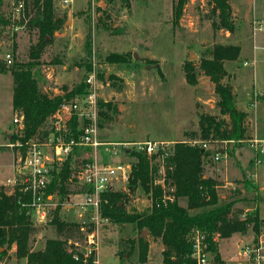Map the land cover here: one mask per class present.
Here are the masks:
<instances>
[{
  "label": "rangeland",
  "instance_id": "374dc122",
  "mask_svg": "<svg viewBox=\"0 0 264 264\" xmlns=\"http://www.w3.org/2000/svg\"><path fill=\"white\" fill-rule=\"evenodd\" d=\"M53 1L56 13L64 18L63 28L51 40L47 38L48 43L41 54L40 63L32 74L38 80L42 92L49 96L60 94L62 86L71 88L79 84L86 72L93 71L102 76L103 79L97 77L100 85L98 99L110 102L117 108V114L111 122H104L98 131L99 139L109 144L104 152L123 142L132 144L157 141L175 144L185 141L190 144L199 141V114L218 115V109L214 86L199 71L198 63L204 52L214 45L239 46L238 59L225 63L227 76L223 82L232 87L236 107L247 113L249 137L238 144H214L215 148L224 153L218 162L211 156L208 158L205 176L218 183V205L223 201L221 196L226 195L233 200L235 208L250 212L257 209L258 212L257 234L249 228L243 235L246 239L242 241L237 235L218 240L221 257L225 260L223 264H237V261L242 263L240 254L245 245L260 246L264 255V154L255 156L248 145L250 139H264V102L259 100L264 90V31H255L253 25V21L264 19V0H228L234 24L232 33L213 27L211 6L207 0H189L177 24L173 23L175 0H94L93 9L90 0H71L68 7H63L60 0ZM0 10L6 14L3 2ZM68 12L70 17L67 20ZM87 36L90 40V54L85 50ZM37 39L36 31L29 32L27 29L16 33L14 39H1L0 58L4 59L5 53H10L12 61H28L29 46ZM113 53L127 54V62H106L105 57ZM186 62H193L195 66L197 83L193 86L185 80L183 66ZM12 91L11 74H0V144L5 143L6 134L15 129L12 122ZM248 150L252 156L250 167H244L256 176L257 189L250 185L240 187L242 181L255 184L251 176L239 174L241 162L242 165L246 163ZM9 151L0 148V165L13 162L12 151ZM242 154L246 155L240 157ZM86 156L89 153L84 156L81 154L78 158L81 160ZM107 157H111L114 162H133V157H125L121 153L115 156L109 154ZM258 159L259 163H256ZM7 167L0 176L11 170ZM77 169L78 166L75 171ZM75 179L72 189L80 187ZM159 181L156 184L164 185ZM225 183H228L227 188L224 187ZM116 191L127 195V211L141 212L151 206V200L144 192H128L127 182H118L108 192ZM72 199L78 200L81 196H72ZM178 203L185 206L186 200L179 199ZM208 209L190 210V214ZM60 217L66 221L78 220L75 211L69 213L61 210ZM33 225L36 229L31 242L33 250L42 249L47 239L56 238L54 227L49 222H33ZM94 236L99 247L96 254L98 264H162L163 245L159 238L151 236L146 230L138 235L131 224L109 221L94 230ZM139 238L147 242L143 260L139 258ZM130 241L133 247L127 253ZM7 253L5 264H26L24 259L15 258L12 248ZM208 264H213L209 255Z\"/></svg>",
  "mask_w": 264,
  "mask_h": 264
},
{
  "label": "trees",
  "instance_id": "16d2710c",
  "mask_svg": "<svg viewBox=\"0 0 264 264\" xmlns=\"http://www.w3.org/2000/svg\"><path fill=\"white\" fill-rule=\"evenodd\" d=\"M188 1H174V24L178 23ZM53 2V0L31 2L29 21L25 29L29 32L36 31L38 39L29 46L28 61L13 60L7 64L0 58V74L10 73L13 80L12 110L23 115L22 136L20 138L18 135L10 134L11 141L25 140L36 133H41L40 130L47 119L62 103L87 92V86L80 82L71 88L62 86L60 94L49 96L42 92L38 80L32 74L33 69L40 63L41 54L48 43L47 38L51 40L54 34L63 28L64 18L56 13ZM207 3L211 6L213 27L232 33L234 24L228 0H207ZM1 4L0 0V6ZM6 24L5 15L0 10V40L3 38ZM85 50L90 54L89 36L85 40ZM239 54L238 45L217 44L206 50L198 63L199 71L207 76L214 86L218 109V115L199 114V141L212 144L227 142L238 144L249 137L246 125L247 113L236 107L232 87L223 82L227 76L225 63L237 60ZM127 59V54L113 53L105 57V61L109 63H125ZM183 69L186 82L191 86L195 85L197 79L193 62H186ZM97 77L103 79L99 73ZM259 100L264 102V94ZM115 114H117L115 105L98 99L100 128L104 122H111ZM76 125L77 120L74 116L71 126L74 128ZM210 154L200 146L190 145L185 141L175 142L172 153L160 159L156 155L149 157L131 150L129 156L133 157V162L127 181L128 192L133 193L136 190L144 192L149 196L151 206L141 212L127 211L125 193L106 192L102 195L101 215L115 224H131L138 235L142 230H146L151 236L159 238L163 245L162 264H195L190 242L192 230H198L204 235L205 251L212 258L213 264H223L218 250V240L229 238L233 234L244 235L249 228L257 234L259 218L257 209L251 212L239 210L233 206V200L229 198L218 205V183L213 178L205 176L208 158L213 157V154ZM78 156L79 153L74 151L58 170L51 172L47 191L57 195L59 204L52 211L49 224L54 227L56 238L47 239L42 249L32 248V236L36 229L27 215V209L18 204L19 193L16 191L14 194H9L0 188V264L5 263L4 260L7 259V252L11 247L15 248V258L24 259L26 264H93V256L85 259L80 251H74L67 245L68 240L83 245L85 234L80 226L75 222L64 221L60 217L61 204L66 198L83 191L80 187L71 188L72 182L76 181L73 166ZM160 167L164 170L162 175L158 174ZM160 179L164 185L156 184ZM242 183L243 187L250 185L257 189V185L251 181H242ZM171 188L173 191H170ZM170 197L172 200L169 199ZM179 199H185L186 205L181 206L178 203ZM205 207L209 209L198 214H190V210ZM87 231H91V228ZM129 243L131 245L127 253L133 247L132 241ZM137 243L139 258L143 260L147 252V242L139 238ZM74 254L78 255V259H74Z\"/></svg>",
  "mask_w": 264,
  "mask_h": 264
},
{
  "label": "built area",
  "instance_id": "2783aa9c",
  "mask_svg": "<svg viewBox=\"0 0 264 264\" xmlns=\"http://www.w3.org/2000/svg\"><path fill=\"white\" fill-rule=\"evenodd\" d=\"M33 0H1L6 6L5 18L7 24L3 31V38L8 40L20 30L26 28L29 21V8ZM63 7H68L71 0H60ZM91 8L95 1L90 0ZM255 31H264V19L260 22L253 21ZM7 64L12 62L10 53H5L4 59ZM247 65V63H244ZM82 82L87 86V92L79 97L62 103L58 109L47 119L41 133L25 140H10V134L23 133V115L14 113L12 119L15 129L6 134V142L0 144V148L12 151L13 162L7 165L11 170L0 176V188L6 193H19L18 204L27 209V215L33 222L47 223L52 218V211L58 206V197L55 193H48V185L51 180V172L58 170L62 163L74 151L79 155L89 153L83 159L76 158L74 168L78 166L76 178L83 191L69 195L61 204V210L75 211V222L84 232V242L67 241V245L74 251H80L85 259L93 256V264H98L96 254L99 249L94 230L100 225H106L109 220L101 215L102 195L111 191L116 184L128 181L131 172V162L112 161L111 156L123 154L129 157L133 150L136 153L147 156L156 155L159 159L172 153V142L146 141L137 143H119L113 148H104L109 144L102 142L98 137V94L100 88L96 72H86ZM264 94V90L262 93ZM76 117L77 125L73 128L71 121ZM191 145H200L204 150L213 154V159L218 162L222 152L215 145L207 141L189 142ZM249 149L255 156L264 154V139L253 138L249 140ZM119 147V150L117 149ZM9 151V152H10ZM160 153V154H159ZM162 161V160H161ZM259 163V160H256ZM0 174L6 165H0ZM7 167V168H8ZM159 175L164 173L160 167ZM158 181V180H157ZM163 181L160 179L159 181ZM157 183V182H156ZM173 191V190H171ZM72 196H81L74 200ZM170 200L172 197L169 198ZM66 221V220H64ZM91 228V231H87ZM192 245V258L195 264H208V253L204 241V235L198 230L190 233ZM78 259V255H73ZM240 259L245 264H264V255L260 246L256 244L245 245L240 254Z\"/></svg>",
  "mask_w": 264,
  "mask_h": 264
},
{
  "label": "crops",
  "instance_id": "0c3cea01",
  "mask_svg": "<svg viewBox=\"0 0 264 264\" xmlns=\"http://www.w3.org/2000/svg\"><path fill=\"white\" fill-rule=\"evenodd\" d=\"M255 105V104H254ZM252 135L254 136V137H257V135L255 134V132H252ZM243 155H246V154H242L240 157H242ZM248 157H247V160H246V163L245 164H243L242 165V162H241V171L239 172V174H241V175H243V174H245V175H249V176H251L252 177V179L254 180V183L258 186V183H257V181H256V176L255 175H252L250 172H248V170L244 167V166H247V167H250V163H249V160H250V158L252 157H250V155H251V153H250V151L248 150ZM259 160V159H258ZM3 166H7V164H2ZM0 167H2V166H0ZM247 170V171H246ZM225 171H227V169L225 170ZM227 185H228V183H225V185H224V187H226L227 188ZM240 187L241 188H244L243 187V183H241L240 184ZM260 189V188H259ZM228 190V189H227ZM221 198L224 200V199H226L227 198V196L226 195H222L221 196ZM72 211L73 210H69V213H72ZM74 213V212H73ZM234 235H237L238 237H239V240H243V239H246V237L245 236H243V235H239V234H233L231 237H229L228 239H230V238H232ZM227 239V238H226ZM12 248V251L13 250H15V248L14 247H11ZM218 250H219V254H220V256L222 255V253H221V251H220V248L218 247ZM221 260H222V262L223 261H225L224 260V258H223V256L221 257ZM6 263V262H5ZM4 262L3 263H1V264H5ZM237 264H244L243 262L242 263H239L238 261H237Z\"/></svg>",
  "mask_w": 264,
  "mask_h": 264
},
{
  "label": "water",
  "instance_id": "95a60500",
  "mask_svg": "<svg viewBox=\"0 0 264 264\" xmlns=\"http://www.w3.org/2000/svg\"><path fill=\"white\" fill-rule=\"evenodd\" d=\"M69 17H70V12H68L67 20L69 19ZM134 57L137 58V55L134 54ZM190 57H191V54H189V58H190Z\"/></svg>",
  "mask_w": 264,
  "mask_h": 264
}]
</instances>
